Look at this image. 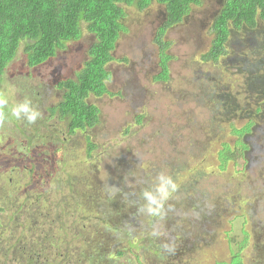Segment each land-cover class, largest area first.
I'll return each instance as SVG.
<instances>
[{
    "label": "rangeland",
    "instance_id": "rangeland-1",
    "mask_svg": "<svg viewBox=\"0 0 264 264\" xmlns=\"http://www.w3.org/2000/svg\"><path fill=\"white\" fill-rule=\"evenodd\" d=\"M219 2L192 6L164 35L167 82L156 81L164 7L124 6L109 94L90 98L101 116L87 134L69 135L48 109L61 100L56 84L83 68L93 35L84 30L33 69L18 52L0 86L7 101L0 122L1 264L23 260L14 258L12 240L50 233L61 220L67 232L55 228L51 247L60 255L48 252L37 264H229L236 253L241 264H264V102L244 156L237 151V163L224 170L217 157L224 142L235 148L234 129L247 125L256 103H247L250 87L234 54L216 64L201 60ZM261 32L262 25L242 33L243 54L260 49ZM21 104L39 114L34 122L24 112L13 115ZM86 135L96 146L91 157Z\"/></svg>",
    "mask_w": 264,
    "mask_h": 264
},
{
    "label": "trees",
    "instance_id": "trees-1",
    "mask_svg": "<svg viewBox=\"0 0 264 264\" xmlns=\"http://www.w3.org/2000/svg\"><path fill=\"white\" fill-rule=\"evenodd\" d=\"M204 1L0 0V86L9 65L20 50L26 57L28 67L33 69L54 58L69 43L79 41L84 30L87 31L93 35L94 42L89 48L83 68L74 79H65L56 84L61 92V100L48 109L50 117L65 122L69 135L87 134L99 125L101 116L100 109L89 101L90 98H102L109 94L111 74L108 65L114 60L113 52L122 32L124 6L140 12L154 3L164 7L165 21L156 40L161 52L162 72L156 77V81L167 82L169 56L166 55L168 45L163 37L169 28L186 19L192 6H200ZM260 25L264 26V0H221L213 17L211 46L202 56L203 62L216 64L222 56L225 60L234 54L232 57L240 64L242 62L241 75L250 87L247 93V99L250 100L247 103L250 104L251 99L256 101L247 113L250 117L247 125L234 129L237 137L235 148L224 142L217 153L221 170L230 163H237V151L244 156L245 150L249 149L245 139L253 134L255 119L264 102L263 33H258V40L261 42L259 50L247 49V53L243 54V50L237 47L244 31L258 32ZM233 42L236 48L232 47ZM236 49L237 52L241 51L238 57ZM86 142L87 154L91 157L96 146L89 135H86ZM58 154L61 156L60 152ZM63 213L64 216L68 214L67 210ZM61 221L51 225L50 233L44 239L45 243H53L52 233L55 228L63 230V235L67 232L65 226H59L60 223L64 225L63 220ZM231 260L229 264H241L240 253H236Z\"/></svg>",
    "mask_w": 264,
    "mask_h": 264
},
{
    "label": "flooded vegetation",
    "instance_id": "flooded-vegetation-1",
    "mask_svg": "<svg viewBox=\"0 0 264 264\" xmlns=\"http://www.w3.org/2000/svg\"><path fill=\"white\" fill-rule=\"evenodd\" d=\"M221 1V0H220ZM223 1V0H222ZM220 3V2H219ZM165 14V12H164ZM165 19V15L163 16V19L162 21L160 22L159 24V30L161 28V26H163L164 24V20ZM174 27V26H173ZM172 27V28H173ZM171 28V29H172ZM158 30V32H159ZM170 28L167 30L169 31ZM210 46H211V43H210ZM210 48V47H209ZM209 50V49H208ZM208 52V51H207ZM206 52V53H207ZM205 53L202 55L204 56ZM224 59V56H222L219 60V62ZM201 60H202V57H201ZM203 62V61H202ZM205 63V62H203ZM74 79V78H73ZM225 104H222L221 103V109H223ZM256 126V125H255ZM107 226V225H106ZM105 226V227H106ZM96 227H99L100 228V225H97L96 224ZM104 229V228H103ZM106 229H108V227H106ZM97 232H100L101 234V231L100 229L96 230ZM48 236L47 233H43V234H38L36 236H31V239H27V238H24V237H21L18 241L15 242V240H12L11 243H13V247H15V251H14V258L17 260L19 258H22L23 260H21V264H37L39 258H45V255L48 254V252L51 253V257H57L59 254L58 250L56 249V251H54L51 247L54 243H50V242H47L45 243V236ZM3 238V235L1 236L0 235V238ZM96 239H97V235H95ZM25 239V240H24ZM48 239V238H47ZM95 239V240H96ZM24 240V241H23ZM99 240V239H97ZM25 242V243H23ZM44 243V244H43ZM5 254V252H4ZM97 255H100V248H98V251L96 252ZM19 256V257H18ZM38 258V260H37ZM93 257H90L89 260H92ZM12 260H7V262H4V264H8V263H11ZM51 261L48 263L50 264ZM0 264H1V259H0Z\"/></svg>",
    "mask_w": 264,
    "mask_h": 264
},
{
    "label": "clouds",
    "instance_id": "clouds-1",
    "mask_svg": "<svg viewBox=\"0 0 264 264\" xmlns=\"http://www.w3.org/2000/svg\"><path fill=\"white\" fill-rule=\"evenodd\" d=\"M7 103L6 99L3 96H0V109L3 108V106ZM20 112H24L27 114V119L30 122H34L37 119V116L39 115L36 112H33L27 104H21L17 108L13 109V115L19 117ZM3 120V112L0 111V122Z\"/></svg>",
    "mask_w": 264,
    "mask_h": 264
}]
</instances>
